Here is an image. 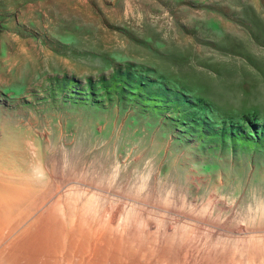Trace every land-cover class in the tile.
<instances>
[{"label":"rangeland","instance_id":"rangeland-1","mask_svg":"<svg viewBox=\"0 0 264 264\" xmlns=\"http://www.w3.org/2000/svg\"><path fill=\"white\" fill-rule=\"evenodd\" d=\"M0 146L93 231L256 263L264 0H0Z\"/></svg>","mask_w":264,"mask_h":264},{"label":"bare ground","instance_id":"bare-ground-1","mask_svg":"<svg viewBox=\"0 0 264 264\" xmlns=\"http://www.w3.org/2000/svg\"><path fill=\"white\" fill-rule=\"evenodd\" d=\"M36 172L25 164L11 165L0 146V264H191L170 244L153 249L134 243L128 235L101 229L97 237L99 228L93 231L95 226L85 224L80 210L65 206L61 218L50 206L33 203L39 182ZM262 239L247 262L264 264V235ZM238 258L209 261L242 264L244 259Z\"/></svg>","mask_w":264,"mask_h":264}]
</instances>
